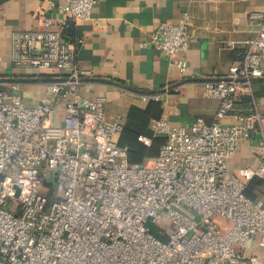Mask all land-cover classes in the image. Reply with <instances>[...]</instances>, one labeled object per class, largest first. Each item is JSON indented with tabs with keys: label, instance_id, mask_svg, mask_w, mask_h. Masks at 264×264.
Listing matches in <instances>:
<instances>
[{
	"label": "built area",
	"instance_id": "obj_1",
	"mask_svg": "<svg viewBox=\"0 0 264 264\" xmlns=\"http://www.w3.org/2000/svg\"><path fill=\"white\" fill-rule=\"evenodd\" d=\"M97 1L65 0L62 11L86 20ZM250 18L257 30L241 61L202 80L219 99L213 119L196 117L191 129L155 121L165 140L151 165L125 160L123 125L107 120L106 97L81 94L88 73L77 61L82 36L64 39L51 18L39 30H14L13 66L52 75L43 82L49 99L33 106L23 101L22 81L0 76V264H264V253L251 251L264 249V191L246 194L250 180L264 178V140L258 166L229 169L261 121L256 110L236 108L264 76V11ZM188 21L185 13L160 22L151 43L168 56L181 53ZM175 65L187 71L183 57ZM169 91L179 85L136 95L160 100ZM227 115L231 123L221 121Z\"/></svg>",
	"mask_w": 264,
	"mask_h": 264
},
{
	"label": "crops",
	"instance_id": "obj_2",
	"mask_svg": "<svg viewBox=\"0 0 264 264\" xmlns=\"http://www.w3.org/2000/svg\"><path fill=\"white\" fill-rule=\"evenodd\" d=\"M65 0H0V76L22 81L20 94L25 104L37 105L49 99L43 82L50 71L18 68L11 62V35L14 30H39L44 18L62 31L68 17L62 11ZM252 11H264V0H98L86 20L73 22L82 36L77 61L84 76L81 94L88 98L105 96L108 121L123 125L118 146L126 147L128 163L151 165L165 138L154 130L155 121L192 128L196 117L211 121L219 99L205 92L202 80L219 78L241 61L257 23ZM187 13V49L168 56L151 43V34L160 22H178ZM183 57L187 71L181 72L175 60ZM264 69V57L261 60ZM169 91L160 100H141L136 93ZM250 111L261 121L249 132V139L229 159V169L237 173L243 166H258L262 158L257 146L264 140V76L253 82ZM243 108V107H242ZM245 108V107H244ZM63 116V104L56 110V121ZM221 121L231 123L227 115ZM144 138L149 142L145 143ZM264 191V178L254 177L246 194L255 198ZM253 253L264 249L252 248Z\"/></svg>",
	"mask_w": 264,
	"mask_h": 264
},
{
	"label": "trees",
	"instance_id": "obj_3",
	"mask_svg": "<svg viewBox=\"0 0 264 264\" xmlns=\"http://www.w3.org/2000/svg\"><path fill=\"white\" fill-rule=\"evenodd\" d=\"M61 33H62V37L66 40H69V41H72L75 37L78 36L75 33L74 24H73L71 19H68L66 21ZM251 101H252L251 96L248 93L243 92L238 99V104H237L236 108H238L239 110H242L244 112H249L250 106H251Z\"/></svg>",
	"mask_w": 264,
	"mask_h": 264
},
{
	"label": "rangeland",
	"instance_id": "obj_4",
	"mask_svg": "<svg viewBox=\"0 0 264 264\" xmlns=\"http://www.w3.org/2000/svg\"><path fill=\"white\" fill-rule=\"evenodd\" d=\"M196 217L198 218V216H196ZM163 226H164L166 229H168V230H171V229H172V227H171V226L169 227V226L167 225V223H163ZM167 226H168V227H167Z\"/></svg>",
	"mask_w": 264,
	"mask_h": 264
}]
</instances>
